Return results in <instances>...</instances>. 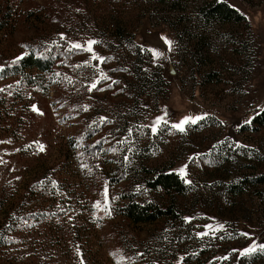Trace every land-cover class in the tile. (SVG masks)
Instances as JSON below:
<instances>
[{
    "label": "rangeland",
    "instance_id": "obj_1",
    "mask_svg": "<svg viewBox=\"0 0 264 264\" xmlns=\"http://www.w3.org/2000/svg\"><path fill=\"white\" fill-rule=\"evenodd\" d=\"M212 1L0 0V264H264V0ZM33 47L52 74L4 75Z\"/></svg>",
    "mask_w": 264,
    "mask_h": 264
},
{
    "label": "trees",
    "instance_id": "obj_2",
    "mask_svg": "<svg viewBox=\"0 0 264 264\" xmlns=\"http://www.w3.org/2000/svg\"><path fill=\"white\" fill-rule=\"evenodd\" d=\"M200 13L208 20L232 21L244 19L243 15H241L236 8L226 1L220 0H213L211 3L202 6ZM55 59L56 57L52 50L44 55L39 54L33 47L17 64L7 67L4 70V75L14 76L17 74H24L25 76H29L26 72L32 68L44 71L46 74H52L56 64ZM29 80L31 81V79ZM263 115L264 112L259 115L257 119L263 118ZM149 184L154 188L161 187L166 190L175 189L178 192L185 188V183H183L179 175L174 172H160L155 175L154 179L150 181ZM150 207L151 205H141L140 203L131 202L124 207V214L136 222L155 220L163 214L160 208L149 213L148 209Z\"/></svg>",
    "mask_w": 264,
    "mask_h": 264
},
{
    "label": "snow or ice",
    "instance_id": "obj_3",
    "mask_svg": "<svg viewBox=\"0 0 264 264\" xmlns=\"http://www.w3.org/2000/svg\"><path fill=\"white\" fill-rule=\"evenodd\" d=\"M63 39V36L61 37ZM165 42L169 45V47L171 46V41H167L166 38H165ZM96 41H88V46L85 48L83 45H80V44H72L69 48V51H71L72 49H82V50H85V51H88V52H92V45L95 44ZM154 55H160V53H154ZM93 60H99L101 63H104L106 62V58H102V57H98L94 52L92 53V57H91ZM20 58L18 57L17 60H19ZM0 72H3V67H0ZM109 79V77H107L106 74L104 73H101V76H100V79L95 81L94 83H92L90 86H89V91L93 90V89H96L97 88V85L100 83L101 80H107ZM114 83H117V82H114ZM98 90H103V89H98ZM0 91H3V89H0ZM34 110H37L34 106ZM38 111V110H37ZM202 119H205V116H186L184 117L179 123H176V124H172L171 126L175 129H177L178 131L180 132H183L185 131V125L187 124H194V123H197L199 120H202ZM251 121H246V123H250ZM161 123H167V121L164 119V117H158L156 119V121L153 122V125L151 126V130L153 133H156L159 129V126ZM0 143H4L3 141H0ZM41 150H43L41 148ZM2 162V161H0ZM186 169H187V165L183 166L179 172L180 174L183 176V175H186L187 172H186ZM187 182V181H186ZM105 197L107 198V189H105ZM97 207H99V204L97 205ZM206 227H211V226H206ZM208 233L205 232V233H201L200 235H207ZM243 235L247 236L248 234L247 233H244ZM261 250V251H264V243L262 244H259V245H252V246H249L248 248H245L243 251H242V255H248V254H251V253H254L256 252L257 250Z\"/></svg>",
    "mask_w": 264,
    "mask_h": 264
},
{
    "label": "water",
    "instance_id": "obj_4",
    "mask_svg": "<svg viewBox=\"0 0 264 264\" xmlns=\"http://www.w3.org/2000/svg\"><path fill=\"white\" fill-rule=\"evenodd\" d=\"M172 73H173V70H172Z\"/></svg>",
    "mask_w": 264,
    "mask_h": 264
}]
</instances>
